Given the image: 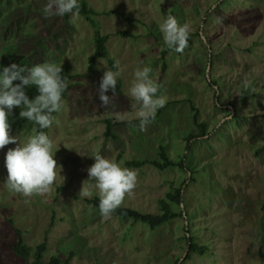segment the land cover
I'll return each mask as SVG.
<instances>
[{
  "label": "rangeland",
  "instance_id": "1",
  "mask_svg": "<svg viewBox=\"0 0 264 264\" xmlns=\"http://www.w3.org/2000/svg\"><path fill=\"white\" fill-rule=\"evenodd\" d=\"M79 1L96 13L70 22L69 15L44 18L47 0H0V65L48 60L73 76L45 132L61 166L49 191L9 192L4 157L15 145L0 150V264L26 263L13 251L20 233L29 246L45 242L43 259L61 264H264V0ZM169 15L189 27L181 53L167 48L158 29ZM97 29L107 36V56L90 70ZM143 66L166 104L141 131L139 106L127 89ZM106 67L120 72L121 91L109 90V105L100 107ZM196 110L207 125L204 135ZM107 118L115 137L105 136ZM10 134L26 139L36 132L11 128ZM161 147L175 165H126L159 159ZM96 154L137 174L121 206L157 214L160 201L182 187V202L172 208L183 214L157 228L114 212L102 217L87 181ZM83 184L92 198L79 196ZM192 239L207 250L190 252Z\"/></svg>",
  "mask_w": 264,
  "mask_h": 264
},
{
  "label": "clouds",
  "instance_id": "2",
  "mask_svg": "<svg viewBox=\"0 0 264 264\" xmlns=\"http://www.w3.org/2000/svg\"><path fill=\"white\" fill-rule=\"evenodd\" d=\"M79 10V0H47L41 11L46 19L69 15L71 22ZM158 29L170 51L181 53L188 46L189 27L180 24L176 17L167 16L158 23ZM151 71L148 66L135 69L127 89V96L136 102L133 107L139 106L135 118L141 131L152 123L157 110L166 104L165 97L158 94L161 85L152 78ZM119 76V71L106 67L98 87L100 107L109 105L111 97L107 93L111 90L115 95ZM33 86L37 94L30 98L26 89ZM67 88L62 65L54 61L45 60L30 67L15 62L0 65V150L6 145H15L7 149L4 157L7 170L5 184L9 192L24 197L47 193L57 182L58 174L61 175V166L55 158L57 150H54L52 139L44 131L26 139L10 134L13 108L19 107V117L26 118L39 129L50 128L53 113H59L63 108V94ZM92 156L94 163L87 168V181L92 182L91 186L97 190L99 214L108 217L122 204L126 195L132 194L137 185V174L114 159L100 154ZM79 196L92 198L93 192L83 184Z\"/></svg>",
  "mask_w": 264,
  "mask_h": 264
},
{
  "label": "trees",
  "instance_id": "3",
  "mask_svg": "<svg viewBox=\"0 0 264 264\" xmlns=\"http://www.w3.org/2000/svg\"><path fill=\"white\" fill-rule=\"evenodd\" d=\"M228 0H223V3H226ZM80 3V10L79 13L85 14L88 16L94 15L96 12L95 10L90 7L87 2L85 1H79ZM219 7V6H218ZM217 9V8H216ZM106 41L107 36L102 35L100 30L97 29L95 32V42H96V48L94 53L89 58V69L92 70L95 66L97 60L100 57H106L107 56V47H106ZM110 64L113 66V59L110 58ZM62 76L68 81L73 76L70 73H64L62 72ZM120 85H121V79H117V87L116 91L120 92ZM28 92V95L30 98H32L36 93L35 87H30L26 89ZM68 93V89L63 94V97H65ZM20 111L19 107H14L12 111V116L10 117L11 121V128L18 129L20 131H30L34 130L36 133L39 131H48L47 129H39L37 125H34L32 122L27 121L26 118H20L18 113ZM56 113H53V115ZM194 121L197 127L200 129V134L198 135H204L207 132V125L205 122L200 121L199 119V113L196 110L194 113ZM106 122V131L105 136L106 137H115L114 132L112 131V127L114 125V122L111 118H107L105 120ZM196 135L190 134L189 139L195 137ZM159 159H129L126 161V165L129 167H142L146 164L150 163L153 164L161 169H165L171 165H175L176 162L173 161L170 157L166 149L161 147L159 152ZM179 165L184 168L185 161L182 160ZM92 203H94L96 206H98L99 203V197H95L93 199H90ZM161 208L162 211L157 214L152 213H144L141 211H138L132 207H126V206H119L114 213L123 217V218H132L136 221H141L146 224H148L152 228H157L167 222H169L171 219L183 214V211H176L172 208V203L180 204L182 202V187H178L175 189L174 192H171L168 194V198L162 199L161 201ZM17 232L20 233L19 230ZM21 234V233H20ZM19 234V240L13 245V251L16 255L23 257L26 260L25 264H61V261L57 257H52L49 261H45L43 259V252L46 249L45 242H42L40 244H37L35 247L27 245L22 236ZM207 250L206 246L199 245L197 242H194L193 239L191 240V247L190 252L197 251L204 253ZM263 254V253H261ZM32 256L34 259L33 261L29 260V257ZM66 264H69L68 260H66Z\"/></svg>",
  "mask_w": 264,
  "mask_h": 264
},
{
  "label": "water",
  "instance_id": "4",
  "mask_svg": "<svg viewBox=\"0 0 264 264\" xmlns=\"http://www.w3.org/2000/svg\"><path fill=\"white\" fill-rule=\"evenodd\" d=\"M211 56V55H210ZM210 66H211V58H210V61H209V64H208V70L210 69ZM217 87V86H216ZM191 247V240H189V248Z\"/></svg>",
  "mask_w": 264,
  "mask_h": 264
}]
</instances>
